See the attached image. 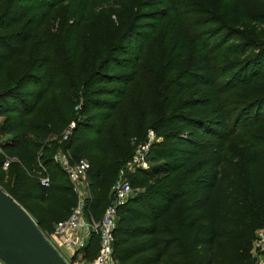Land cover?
<instances>
[{"label":"rangeland","instance_id":"1","mask_svg":"<svg viewBox=\"0 0 264 264\" xmlns=\"http://www.w3.org/2000/svg\"><path fill=\"white\" fill-rule=\"evenodd\" d=\"M7 1L0 3V14L7 9ZM43 3L51 5L41 27L30 23L41 11L32 0H22L12 7L16 9L13 15L16 22L6 32L32 29L31 48L27 58L9 64L0 72V93L19 91L21 87V95L32 91L27 80L46 63L40 76L54 78L59 90L51 92L27 115V127L19 133H23L32 150L40 147L43 152L57 138L49 130L52 114L63 119L66 125L63 134L70 132L69 137L78 128L77 121L90 118L85 120L87 124L82 130L85 139H90L95 137L96 127L102 129V141L107 146L105 170L112 176L110 192L120 181L130 180L135 170L129 169L128 163L137 149L148 141L151 131L155 133L153 126L172 119L175 108L183 101L218 99L205 108L181 114L193 117L207 114L219 120V114L236 96H241V103L247 99L246 87L222 88L228 84L225 78L220 79V67L245 57L235 46L241 40L238 31L251 40L264 39V30L256 34L242 18L247 12L264 11L263 0H43ZM225 23L233 30L231 34L223 31L216 36V30ZM181 43L185 45L184 58L176 61ZM207 73L213 75L216 85L193 88L199 77ZM86 83L91 91H97L89 99L84 93ZM12 117L11 113L2 114L0 128L11 123ZM248 123L235 126L229 121L226 126H217L221 132L217 137L196 132L187 124L168 126L165 133L171 131L178 138L172 145L186 142L194 153L188 166L179 172L181 176L198 163L207 164L204 171L211 167L210 173L217 175L220 185L231 195L227 216L239 217L243 230L254 228L255 238L264 231V196L255 197L253 187L257 180L264 183V171L258 167L252 171L249 152L258 143L257 138H264V125L246 126ZM13 135H5L3 139ZM155 136L154 144L163 142L162 137L156 133ZM41 151L38 150L39 155ZM59 152L70 161L84 160L90 165L103 159L97 150L84 147ZM147 166H150L148 161ZM58 169L56 166L54 173ZM6 173L5 164L0 176ZM30 205L33 213L25 211L37 223L43 206ZM89 262L82 255L75 256L69 264Z\"/></svg>","mask_w":264,"mask_h":264},{"label":"trees","instance_id":"2","mask_svg":"<svg viewBox=\"0 0 264 264\" xmlns=\"http://www.w3.org/2000/svg\"><path fill=\"white\" fill-rule=\"evenodd\" d=\"M20 1L22 0H8L7 9L0 14V72L9 64L27 58L31 48L32 29L6 32L16 22L13 16L16 9L12 7ZM32 4L41 11L34 15L30 23H34V27H41L51 4H44L43 0H32ZM43 8L46 11H42ZM204 13L209 15V11ZM242 18L256 34L263 33L264 11L247 12ZM223 31L231 34L233 30L225 23L222 29L216 30V36H220ZM237 36L241 40L235 46L239 47V54L245 57L221 65L220 79L225 78L228 84L222 88L236 90L246 87L247 99L241 103V96H236L229 107L219 114V120L207 114L196 117L181 114L187 110L205 108L218 102V99L185 100L175 108L171 120L160 126H153L155 133L164 140L151 147L147 157L150 163L148 169H137L129 176L133 194L117 209L114 247L119 264H252L250 251L254 228L243 230L239 226V217L227 216L226 206L231 202V195L220 185L217 175L210 173L211 167L204 171L207 164L198 163L181 176L182 173L179 172L188 166L194 153L186 142L172 145L178 138L171 131L165 133L167 127L174 124H187L196 132L201 131L215 137L221 134L217 126H226L229 121L235 126L244 121L249 122L246 126L264 125V39L251 40L242 31H238ZM184 46L183 43L179 45L176 61L184 58ZM45 65L46 63L37 68L27 80L26 84L33 88L32 91L21 95V87L19 91L11 89L0 93V116L11 113L14 119L0 128V170L7 165V173L0 176V185L31 213V203L42 205L36 224L43 234H50L56 223L69 217L76 203L68 176L54 161V156L60 150L70 152L84 147L87 150H97L103 158L98 164L90 165L87 174V219L99 221L113 195L110 192L112 176L105 170L107 146L102 141V129L96 127L95 137L90 139H85L86 133L82 130L87 124L85 120L90 118L77 121L78 128L67 141H63L61 135L65 122L56 113L52 114L49 130L57 138L45 146L43 152L40 147L36 151L32 150L23 133H19L27 127V115L32 114L51 92L59 90V84L54 78L40 76ZM199 80L193 88H212L216 85L211 73L201 75ZM87 83L84 93L89 99L97 91H91ZM179 95L181 94L176 96ZM118 96L119 94L116 95ZM233 104L236 105L231 107ZM11 134H14L13 137L3 139L5 135ZM257 141L249 152L250 165L252 171L257 167L264 171V138H257ZM56 166L59 169L54 173ZM43 177H49V187L41 184ZM253 193L255 197L264 196V183L255 181ZM98 250L99 240L92 235L83 255L92 261Z\"/></svg>","mask_w":264,"mask_h":264},{"label":"built area","instance_id":"3","mask_svg":"<svg viewBox=\"0 0 264 264\" xmlns=\"http://www.w3.org/2000/svg\"><path fill=\"white\" fill-rule=\"evenodd\" d=\"M69 135L70 132L64 133L62 140H67ZM155 141V133L151 131L148 141L137 149L136 155L128 163L129 169L135 171L148 169L147 157ZM54 161L68 176L76 203L67 219L56 223L52 233L43 234L45 239L69 264L75 256L79 258L83 255L88 239L94 235L99 240V250L97 256L88 264H119L115 258L114 247L117 209L125 204L133 194L130 182L124 180L117 183L112 188V200L105 208L100 220H89L86 217V204L88 198L87 174L90 164L84 160L72 163L60 152L54 156ZM41 184L44 187H49V177H43ZM250 256L252 264H264V231L257 234L252 241Z\"/></svg>","mask_w":264,"mask_h":264},{"label":"water","instance_id":"4","mask_svg":"<svg viewBox=\"0 0 264 264\" xmlns=\"http://www.w3.org/2000/svg\"><path fill=\"white\" fill-rule=\"evenodd\" d=\"M0 261L3 264H68L25 209L1 187Z\"/></svg>","mask_w":264,"mask_h":264},{"label":"crops","instance_id":"5","mask_svg":"<svg viewBox=\"0 0 264 264\" xmlns=\"http://www.w3.org/2000/svg\"><path fill=\"white\" fill-rule=\"evenodd\" d=\"M89 220H94V219L91 218V219H89Z\"/></svg>","mask_w":264,"mask_h":264}]
</instances>
